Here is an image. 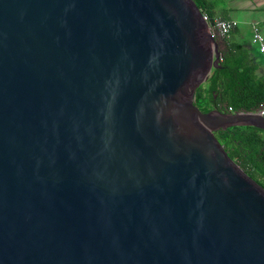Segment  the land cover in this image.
Wrapping results in <instances>:
<instances>
[{"label":"water","instance_id":"1","mask_svg":"<svg viewBox=\"0 0 264 264\" xmlns=\"http://www.w3.org/2000/svg\"><path fill=\"white\" fill-rule=\"evenodd\" d=\"M220 45L194 0H0V264H264Z\"/></svg>","mask_w":264,"mask_h":264},{"label":"trees","instance_id":"2","mask_svg":"<svg viewBox=\"0 0 264 264\" xmlns=\"http://www.w3.org/2000/svg\"><path fill=\"white\" fill-rule=\"evenodd\" d=\"M204 15L216 17L215 0H194ZM221 68L197 90L196 104L207 113L255 112L264 106V79L251 53L230 41L220 40ZM232 109V111L230 110ZM231 158L264 188V131L237 127L217 133Z\"/></svg>","mask_w":264,"mask_h":264},{"label":"crops","instance_id":"3","mask_svg":"<svg viewBox=\"0 0 264 264\" xmlns=\"http://www.w3.org/2000/svg\"><path fill=\"white\" fill-rule=\"evenodd\" d=\"M216 17L240 23L231 37L223 40L230 41L235 46L244 48L248 53H251V59L259 67L258 75L264 79V57L253 43L255 27L264 36V0H237L230 5L227 11L220 9L217 4Z\"/></svg>","mask_w":264,"mask_h":264},{"label":"built area","instance_id":"4","mask_svg":"<svg viewBox=\"0 0 264 264\" xmlns=\"http://www.w3.org/2000/svg\"><path fill=\"white\" fill-rule=\"evenodd\" d=\"M204 17L210 25L213 36L219 41L221 39L230 38L233 31L240 25V23L235 20H226L221 17L211 19L207 15H204ZM253 43L258 47L260 53L264 57V36L257 27L253 29ZM262 108H264V106H262ZM230 110L232 111V109Z\"/></svg>","mask_w":264,"mask_h":264},{"label":"rangeland","instance_id":"5","mask_svg":"<svg viewBox=\"0 0 264 264\" xmlns=\"http://www.w3.org/2000/svg\"><path fill=\"white\" fill-rule=\"evenodd\" d=\"M237 0H215V2L218 4V7L222 10H229L230 5L235 3Z\"/></svg>","mask_w":264,"mask_h":264},{"label":"flooded vegetation","instance_id":"6","mask_svg":"<svg viewBox=\"0 0 264 264\" xmlns=\"http://www.w3.org/2000/svg\"><path fill=\"white\" fill-rule=\"evenodd\" d=\"M214 110V109H213Z\"/></svg>","mask_w":264,"mask_h":264}]
</instances>
